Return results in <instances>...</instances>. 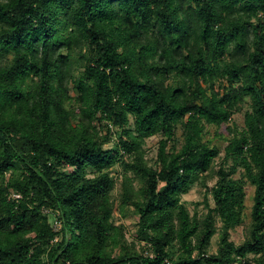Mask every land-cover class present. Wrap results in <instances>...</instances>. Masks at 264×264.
Wrapping results in <instances>:
<instances>
[{
	"label": "trees",
	"instance_id": "1",
	"mask_svg": "<svg viewBox=\"0 0 264 264\" xmlns=\"http://www.w3.org/2000/svg\"><path fill=\"white\" fill-rule=\"evenodd\" d=\"M244 108L215 207L190 216L181 195L219 154L205 127ZM116 208L134 213L142 253ZM0 264H264V0H0Z\"/></svg>",
	"mask_w": 264,
	"mask_h": 264
},
{
	"label": "rangeland",
	"instance_id": "2",
	"mask_svg": "<svg viewBox=\"0 0 264 264\" xmlns=\"http://www.w3.org/2000/svg\"><path fill=\"white\" fill-rule=\"evenodd\" d=\"M73 95V93H71ZM244 112L245 108L241 109L240 112L235 113L231 120L221 125L220 127H214V126H206L205 127V135L203 138V141H209L211 146H215L219 152L218 156L214 159L212 164V170L206 177V179H202L200 182L193 185L189 191L186 194L181 195V203H183L188 210L190 216L196 215L198 218H203L207 213L208 210L214 209V201L212 199V196L210 194V189L214 186L215 182L217 181L216 171L223 167L226 170H229L232 163L230 160L224 159V148L227 145L228 141L231 139V137L235 134L236 131H241L244 127ZM133 120L130 117L129 118V124L127 125L128 129L133 128ZM119 134V131L113 127L112 128V134H111V142L109 144H106L104 146L105 149L111 148L113 146V142L117 139V136ZM182 131L178 127L175 131V140L178 145V147L182 143ZM160 136H153L150 138L145 139L143 143V150L145 159L147 160L148 164L150 166H154V162L156 159V153H157V146L158 142L160 140ZM128 157H126L127 159ZM240 170L237 169L234 174H232V178L238 179L240 177ZM110 176L115 179V185L114 189L112 191V197L115 201V207H118L121 199V167L114 166L111 169ZM133 179V178H132ZM134 181V187L135 189L138 188V182L137 180L133 179ZM245 191V203H244V210H243V222L240 226H237L235 229H233L230 232V240L235 245H240L247 237L248 233V227L250 223V210L252 207V197L254 188L246 183L244 186ZM115 221L116 224H121L124 229L125 233V239L127 241V244L130 245V247L133 246L134 250L137 253H142V251H145L144 246L145 242L140 240L137 237V220L134 216V213L131 209H125L123 213L118 212L117 208L115 209ZM213 220H214V226L216 228V233L211 238L207 253L209 255L215 254L217 250V244H218V233L219 229L221 227V223L219 219L215 216L213 213ZM54 226V224H52ZM55 227L58 229L60 228L59 224L57 223ZM171 252L173 254V257H176L177 255V247L171 249ZM151 256V255H150ZM253 257L252 255H249V258Z\"/></svg>",
	"mask_w": 264,
	"mask_h": 264
},
{
	"label": "built area",
	"instance_id": "3",
	"mask_svg": "<svg viewBox=\"0 0 264 264\" xmlns=\"http://www.w3.org/2000/svg\"><path fill=\"white\" fill-rule=\"evenodd\" d=\"M13 197L16 198V199L19 198L18 195H13ZM56 224H57V223H54V226H53V227H54V230H58V229H59V228L57 229V228L55 227ZM59 226H60V225H59ZM55 240H56V239H55Z\"/></svg>",
	"mask_w": 264,
	"mask_h": 264
}]
</instances>
